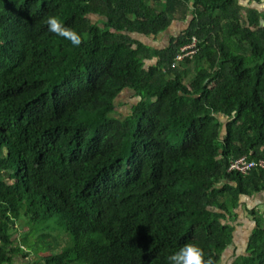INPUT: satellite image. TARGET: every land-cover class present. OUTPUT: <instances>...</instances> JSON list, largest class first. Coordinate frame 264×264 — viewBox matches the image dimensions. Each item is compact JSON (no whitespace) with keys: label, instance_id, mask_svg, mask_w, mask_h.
<instances>
[{"label":"trees","instance_id":"trees-1","mask_svg":"<svg viewBox=\"0 0 264 264\" xmlns=\"http://www.w3.org/2000/svg\"><path fill=\"white\" fill-rule=\"evenodd\" d=\"M247 1L0 0V264H168L185 243L221 263L264 194V169L228 171L264 159V0ZM262 206L233 264H264Z\"/></svg>","mask_w":264,"mask_h":264},{"label":"rangeland","instance_id":"rangeland-1","mask_svg":"<svg viewBox=\"0 0 264 264\" xmlns=\"http://www.w3.org/2000/svg\"><path fill=\"white\" fill-rule=\"evenodd\" d=\"M247 0H241V5H243V10L242 13L246 12V9L248 8L247 6ZM261 9V14L263 15L264 19V4L259 7ZM245 15V14H244ZM243 15V16H244ZM185 31L187 30L189 24L185 23ZM196 38V37H193ZM197 39V38H196ZM146 44H155L156 46H162L165 42L163 43H155L154 38H146L143 39ZM198 40V39H197ZM192 41V39H191ZM199 42V40H198ZM188 84V82L186 81ZM136 99L134 98V93L130 92V90H125V92L121 93L117 100V110H119V113L121 115L125 114V109L128 110V107L130 104L135 103ZM125 105L126 108L123 110L122 106ZM123 117V116H122ZM243 206L240 207L238 211H235V214L233 213V216L230 218L231 223L235 226V234H234V241L233 243L229 246V248L224 252L222 256V260L220 264H233L234 260L236 259L237 256H242V255H248L246 253L247 250V244L249 241L250 237V232L253 228L256 227L255 221H253V217L250 215L248 210L252 208V205L257 204V207L261 208L264 205V194L256 196L255 198L251 199H245L242 203ZM44 225V224H43ZM17 230L18 234L15 236V239L20 235L24 234L26 231H28V228L26 226V223L24 221L20 222L17 224ZM52 234H57V232H52ZM31 243L36 242V238H31ZM37 243V242H36ZM39 243H37L38 245ZM34 251H31V257L36 258V256L33 253ZM31 257H29L31 259ZM28 260V259H27ZM24 260L20 257H18L14 264H24Z\"/></svg>","mask_w":264,"mask_h":264},{"label":"clouds","instance_id":"clouds-1","mask_svg":"<svg viewBox=\"0 0 264 264\" xmlns=\"http://www.w3.org/2000/svg\"><path fill=\"white\" fill-rule=\"evenodd\" d=\"M45 23L50 33L69 41L73 46L81 45V35L62 24L56 16H49ZM166 259L168 264H215L212 257L206 259L203 250L193 243H185Z\"/></svg>","mask_w":264,"mask_h":264},{"label":"built area","instance_id":"built-area-1","mask_svg":"<svg viewBox=\"0 0 264 264\" xmlns=\"http://www.w3.org/2000/svg\"><path fill=\"white\" fill-rule=\"evenodd\" d=\"M199 43L196 38H192V41L181 49L173 68L177 67L178 62L197 55L201 50ZM253 169H264V159L256 161L249 159L247 156H242L231 161L228 171L247 175Z\"/></svg>","mask_w":264,"mask_h":264},{"label":"crops","instance_id":"crops-1","mask_svg":"<svg viewBox=\"0 0 264 264\" xmlns=\"http://www.w3.org/2000/svg\"><path fill=\"white\" fill-rule=\"evenodd\" d=\"M250 1V0H249ZM253 3V2H252ZM253 4H255V3H253ZM250 5H251V3H250ZM185 27H186V25H185V23L184 22H175L174 24H173V26L170 28V30L167 32V33H165V34H162V35H160V36H158V37H155L154 38V40H155V43H163V41L165 40V42L164 43H166V42H169V40H170V37L174 34V35H180L181 33H183L185 30ZM126 108V106H122V109L124 110ZM245 199H243L242 200V202L244 201ZM261 207V206H260ZM255 208H259V207H257V204H255V205H252V208H250V210H252V209H255ZM235 237H236V234H235ZM234 237V238H235Z\"/></svg>","mask_w":264,"mask_h":264},{"label":"water","instance_id":"water-1","mask_svg":"<svg viewBox=\"0 0 264 264\" xmlns=\"http://www.w3.org/2000/svg\"><path fill=\"white\" fill-rule=\"evenodd\" d=\"M262 23H263V21H262Z\"/></svg>","mask_w":264,"mask_h":264}]
</instances>
